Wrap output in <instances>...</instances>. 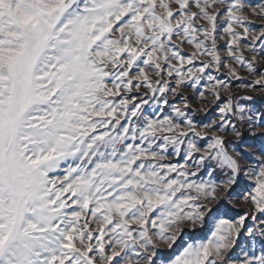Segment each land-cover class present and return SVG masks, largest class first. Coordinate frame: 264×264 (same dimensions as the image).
<instances>
[{
  "label": "snow or ice",
  "instance_id": "1",
  "mask_svg": "<svg viewBox=\"0 0 264 264\" xmlns=\"http://www.w3.org/2000/svg\"><path fill=\"white\" fill-rule=\"evenodd\" d=\"M257 65L264 0H0V264H264Z\"/></svg>",
  "mask_w": 264,
  "mask_h": 264
},
{
  "label": "rangeland",
  "instance_id": "2",
  "mask_svg": "<svg viewBox=\"0 0 264 264\" xmlns=\"http://www.w3.org/2000/svg\"><path fill=\"white\" fill-rule=\"evenodd\" d=\"M249 3L255 4L259 6V4L262 2V0H248ZM220 47L223 48V42H221ZM257 48L260 49L261 46L257 44ZM188 48L185 46V53L187 54ZM246 57H248V53L245 52ZM198 63V62H197ZM238 67L239 75L241 76V80H233L230 79L227 76L226 70H222L221 73L218 75L222 78L227 80L233 89V93L235 94V98L237 102L244 106L246 110L250 113H255V112H264V93H261L260 91L257 90H249L247 88H242L239 87L241 84H248L252 85L253 81L255 79L254 76H249L246 70ZM258 71H264V68H261L260 65H257ZM259 86H256L258 88ZM142 94V93H141ZM182 96H187L189 98V103L193 104L194 106H201L199 105L198 101L195 99V94L192 92L191 89H187L183 91L180 95L177 96H172L171 94H168V99H169V104H181L182 103ZM244 96H251V100H245L243 99ZM145 109L147 110L149 115H159V111L156 109L154 102H152V106L149 107L148 105H145ZM165 113L170 114L171 109L168 107H165L163 109ZM218 115V111L214 106L210 107L207 109L206 113H199L193 116V119L196 121L197 124H206L210 120L215 119L216 116ZM234 123L237 124V127H240V122L235 121ZM245 137L249 143L255 142L257 147L260 146V141L255 138V137H249L247 136V132L245 131ZM232 141V147L229 149L232 151L237 145L240 144L239 141L235 140V138H229ZM201 144L203 145L204 142L201 141ZM241 151H244V147L241 145L240 147ZM169 163H183L182 157H171ZM201 175L207 179V176L204 173H201ZM244 184L248 185L251 184V181L249 180H244ZM248 226L252 227L254 229L257 228V225H255L252 221H248ZM247 252L249 255H256L259 256L261 254H264V236H261L259 234V231L257 230L255 232V235L250 237L247 235L246 231L241 232L240 236L238 237L237 240V245L234 249V253L236 257L243 258V254Z\"/></svg>",
  "mask_w": 264,
  "mask_h": 264
}]
</instances>
